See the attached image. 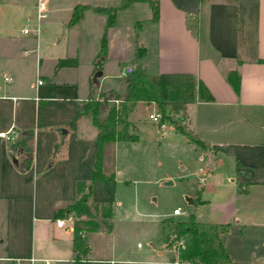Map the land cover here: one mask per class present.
<instances>
[{
    "label": "crops",
    "instance_id": "crops-1",
    "mask_svg": "<svg viewBox=\"0 0 264 264\" xmlns=\"http://www.w3.org/2000/svg\"><path fill=\"white\" fill-rule=\"evenodd\" d=\"M107 1L0 0V132L9 136L0 135V264H43V259L52 264H204L181 260L179 246L161 243V220L180 216L172 211L158 216V232L146 246L140 242L132 246L126 235L121 240L115 236L117 192L135 181H151L158 145L179 159L181 168L191 165L201 195L187 199L210 209V219H199L192 212L195 219L232 222L231 231L222 235L230 256L264 264V0H155L156 18L149 2L121 7V0L107 29L108 49L99 65L94 63L98 52L94 47L85 76L79 79L78 56L56 50L47 57L50 70L44 71L41 24H88L90 33L101 36L107 14L93 7L76 23L66 22L77 3L111 6ZM143 2L146 8L140 5ZM43 11L46 15L39 17ZM119 13L129 16V26L123 30L117 26ZM32 17L37 22L36 46L21 51L11 24ZM117 43L127 46L131 61L138 58L140 48L137 54L143 62L138 67L126 65L118 75L111 73L106 66L109 60L125 54L115 52ZM65 57L75 58L76 64L56 68L58 59ZM28 59L35 65L33 81L22 84V69L29 65L32 70ZM127 67L131 72H126ZM98 69L101 73L96 75ZM134 70L194 77L195 97L186 102V122L211 148L190 141L169 121L159 126L150 117L157 112L156 102L139 101L128 113L139 139L113 142L109 151L114 179L92 181L89 195L91 202L112 203L113 228L87 232L90 249L85 257L75 259L74 214L58 210L74 198L78 180L92 179L97 127L90 114L81 115L74 127L69 123L80 101L110 92L126 97ZM232 71L238 76L237 89L228 79ZM4 74H11L12 82H6ZM121 75L126 78L120 85L109 80ZM37 78L43 82L38 84ZM199 82L208 88L211 99L200 96ZM140 110L148 112L143 120L137 118ZM24 130L33 131L31 162L25 169L21 167L25 149L12 147ZM106 166L105 161L108 171ZM57 218H64L62 226Z\"/></svg>",
    "mask_w": 264,
    "mask_h": 264
},
{
    "label": "trees",
    "instance_id": "trees-1",
    "mask_svg": "<svg viewBox=\"0 0 264 264\" xmlns=\"http://www.w3.org/2000/svg\"><path fill=\"white\" fill-rule=\"evenodd\" d=\"M149 2L152 9V18L158 16V3L155 0H123L121 7L130 2ZM93 7L99 12L107 14V22L100 38V48L94 63L99 65L108 49L107 29L115 21L119 6H91L86 3H77L66 22L67 25L76 23L87 8ZM141 54L140 48L137 50ZM75 58H59L55 67L76 64ZM228 79L237 89L238 76L235 71L228 75ZM129 93L126 97L119 98L113 92L101 94L100 97H89L77 103L76 112L69 126L74 127L77 119L83 114H90L97 127L96 152L93 162L92 179L87 182L78 180L75 184L74 198L68 210L74 214L73 219V250L74 258L85 257L90 249L85 234L89 231L113 228V205L111 202H91L89 195L92 181L97 179H114V171H106L105 157L112 149L113 142L117 140H137L140 135L134 122L128 119V113L139 101H155L160 113L159 123L169 121L176 130L186 137L204 147L211 148L210 144L201 139L186 122V102L195 97L194 77L189 73H149L134 70L129 78ZM198 91L202 98L211 99L212 95L202 83L198 84ZM116 99V100H115ZM22 136L12 141V147L19 145L25 149L21 167L27 168L31 162V146L33 131L24 130ZM29 143V144H27ZM62 209L58 210V213ZM161 235L166 245L182 240L183 246L179 250V258L186 261L198 260L204 264H255L249 261L234 260L228 253L222 235L231 231L232 222L199 221L194 215L185 219L165 217L160 222ZM175 264V263H174Z\"/></svg>",
    "mask_w": 264,
    "mask_h": 264
},
{
    "label": "rangeland",
    "instance_id": "rangeland-1",
    "mask_svg": "<svg viewBox=\"0 0 264 264\" xmlns=\"http://www.w3.org/2000/svg\"><path fill=\"white\" fill-rule=\"evenodd\" d=\"M50 1L60 2V0ZM70 2L71 0H63L65 4ZM107 2H109L111 6H117V3L121 2V0H108ZM140 5L145 6V8L148 6L147 3L144 2ZM128 17L129 16L125 15V13H119L117 26L119 25L121 27L118 28L122 29L129 26L127 21ZM141 21L142 20L138 19L137 22ZM24 28L27 29L25 32H23ZM121 29L115 32L116 37L120 35L119 31ZM20 30L22 32H20ZM39 30V48L43 57L42 69L44 71L50 70L47 57L53 51L61 50L63 53L67 51L69 54H76L78 56L80 63L75 71V75L77 78L82 79V77L85 76L93 48L96 47L99 51L102 34L101 36H94L89 32L88 24H83L82 26L72 25L69 27L52 24L46 26L41 24ZM11 31L21 51L36 46L33 37L36 36L37 22L33 17L28 20L27 18L17 19V21L11 24ZM115 52L125 54L123 56L120 55L117 59H110L107 63V70L114 75H118L123 67L130 63L138 67L140 63L143 62L141 58L142 55L139 57L137 53L136 55L138 58L131 61V59H129V49L125 45L117 43ZM28 57H30V54L27 55V58ZM28 60L32 62V70L30 71L29 65H27V68L22 69L20 75L22 84H29L33 81L35 65L31 59ZM99 70L100 69L96 70V72ZM126 75H121V77L118 78H109V80L114 82V84L117 83V85H120L126 78ZM147 114L148 112L140 110L137 113V118L143 120ZM156 123L158 124L159 121H156ZM105 161L107 162V170L111 171L113 163L112 151H109L106 155ZM190 167L191 165H188L186 169L181 168V161L179 159H174L169 150L163 145L160 147L158 145L156 148V162L151 169V181L146 184L135 181V183L128 184V186L126 184L124 189L119 188L117 192L116 201L119 203L116 205V238L121 240L122 237L126 235L129 239L128 242H130L132 246H136L137 242L146 246L147 240L152 237L154 231H156V233L158 232V216H165L177 206L186 209V213L180 216H174L173 218L175 219L189 218L192 212H194L195 216L199 219H210L208 216V214H210L209 206L200 205L197 202L189 203L187 199V197L197 199L199 195H201L199 191L200 185L197 183L194 176L190 174ZM220 198L221 196L219 199ZM69 203L62 209L63 211L68 209ZM160 241L166 244L162 239V235L160 236ZM173 244L178 247L179 241H175Z\"/></svg>",
    "mask_w": 264,
    "mask_h": 264
},
{
    "label": "built area",
    "instance_id": "built-area-1",
    "mask_svg": "<svg viewBox=\"0 0 264 264\" xmlns=\"http://www.w3.org/2000/svg\"><path fill=\"white\" fill-rule=\"evenodd\" d=\"M46 15V12H39L38 13V16L39 17H43ZM27 29L24 28V32L26 31ZM126 72H131V68L130 67H127L126 68ZM3 79L6 81V82H12L13 80V76L11 74H4L3 75ZM43 80L42 78H37V83L40 84L42 83ZM116 100V99H115ZM150 117L154 120V121H159V118H160V113L157 111L156 113H152L150 114ZM163 123H161L162 125ZM0 135L1 136H5V137H9L8 136V132L6 131H1L0 132ZM186 210L182 209L181 207L177 206L175 208H173L172 210V215H181L185 212ZM57 225L59 226H62L64 224V218H57ZM183 246V241L182 240H179V247ZM43 264H52L51 260L49 259H43L42 260Z\"/></svg>",
    "mask_w": 264,
    "mask_h": 264
},
{
    "label": "water",
    "instance_id": "water-1",
    "mask_svg": "<svg viewBox=\"0 0 264 264\" xmlns=\"http://www.w3.org/2000/svg\"><path fill=\"white\" fill-rule=\"evenodd\" d=\"M100 73H101V71L99 70V71L96 72V75H97V74H100Z\"/></svg>",
    "mask_w": 264,
    "mask_h": 264
}]
</instances>
